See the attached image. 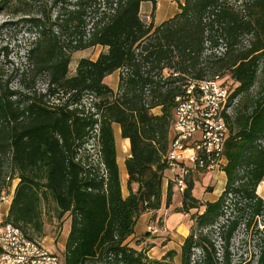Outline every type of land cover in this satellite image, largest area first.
<instances>
[{
	"label": "trees",
	"instance_id": "16d2710c",
	"mask_svg": "<svg viewBox=\"0 0 264 264\" xmlns=\"http://www.w3.org/2000/svg\"><path fill=\"white\" fill-rule=\"evenodd\" d=\"M70 2L50 0L58 8L53 20L42 10L40 18L25 21L34 34L26 55L29 69L19 75L26 92L10 91L0 80V195L6 160L18 179L5 221L33 239L27 230L40 233L44 201L55 205L59 217L69 214L63 264H175L176 257L178 264H234L229 253L234 234L256 227L255 255L236 264H264V225L258 227L264 201L256 194L264 181V67L259 75L264 0H183L175 16L147 28L140 7L151 2L155 8L156 0ZM26 6V0H0V10L25 12ZM96 46L105 51L94 61L79 60L69 76L72 54ZM220 46L224 51L216 54ZM118 71L123 73L113 91L104 80ZM223 73L236 84L231 96L236 103L226 118L224 189L217 200L200 205L190 180L176 209L195 210L180 252L150 259L126 242L142 214L161 208L175 98L185 77ZM39 75L47 84L44 93H36L31 82ZM60 94L63 103L50 102ZM84 98L92 112L84 110ZM114 125L129 141L126 196ZM91 137L98 145L96 166L78 158ZM166 188L169 206L173 189ZM215 227L222 255L212 242Z\"/></svg>",
	"mask_w": 264,
	"mask_h": 264
},
{
	"label": "rangeland",
	"instance_id": "374dc122",
	"mask_svg": "<svg viewBox=\"0 0 264 264\" xmlns=\"http://www.w3.org/2000/svg\"><path fill=\"white\" fill-rule=\"evenodd\" d=\"M26 3L27 6L25 12L15 13L12 9L0 10V80L3 83H7L8 90L13 92H26L24 88L20 85L19 75L29 69V65L26 60V55L27 51L30 49V43L34 39V34L32 33L29 24L25 21H27L28 19L40 18L42 15V10H44L46 14H49V18L53 20L58 12V8H54L51 6L50 0H26ZM68 3L72 2L68 0ZM182 3L183 0H156V7L153 8L151 2H144L141 4L140 7V17L143 19L142 15H147L149 16L152 24L154 26H158L166 20L175 16L179 12V5ZM67 9H72V7L69 5ZM245 45H248V43L245 42ZM104 51V48L96 46L73 53L71 62L69 64V76H73L75 74V70L79 60L89 59L94 61L97 59L99 54ZM223 51V46H220L219 48H217V50H215V53L221 54L223 53ZM263 67L264 56L259 66V75ZM122 73V71L115 72L114 74L106 77L104 83L107 84L113 91H116L118 78ZM219 76L226 83V85H228L234 90L236 84L227 73L220 74ZM31 79L33 89L36 93H44L46 91L47 84L43 75H39L35 77V79ZM255 91L256 90L254 89L253 92ZM238 99L239 98H237V100ZM65 100L66 97L60 94L55 98L51 99L50 102L57 104L58 102L63 103ZM82 104L84 105L85 111L88 110L92 112L89 98H84ZM158 112L159 109H155L152 111L153 114ZM114 127L116 128L117 125H114ZM120 142H122V138L118 137L117 147L119 148V151L121 150L122 152L124 150V147L120 145ZM97 150V140L96 138L91 137L87 140V142L83 146V149L79 151L78 158L82 159L83 161H86L90 165L96 166L98 163ZM4 171H6L7 173L4 181V190L1 193L0 198H4L6 196L8 197L5 201H1L0 199V214L2 215H5L7 213L10 202L12 200L14 189L18 183V179L15 178L16 175L12 173L10 169L9 160H6L4 163ZM199 176L202 175H194L191 178V181L195 182L193 190V195L195 197L201 198L206 195L205 197L207 198H213L217 196V194L225 186L224 176L222 174H219L217 178H215V181L212 180L209 186L206 187V191H211L214 187L217 192L214 194H203L201 187L210 181V175L204 177L202 181H197L200 179ZM1 179H3V177ZM163 187L165 188L164 182ZM256 194L259 195L264 201V190L261 193L258 191L257 187ZM122 195H127V189L124 186L122 189ZM175 211V208L172 209L167 219L166 226L168 227L169 231H172V229H176L179 223L182 222L183 215H185L183 213L182 215H180V213L177 214ZM193 213H195V210H191L187 214V218H184L185 222H187L186 226H188V230L193 225V221L191 219ZM40 218L42 220V229L40 233H35L33 230L28 229V234L31 235L34 240L42 244L48 251L62 259L64 254L65 242L70 228V215L64 214L63 216L59 217L55 205L51 201H44V204L41 206ZM225 219L226 218L220 220V225L225 222ZM263 225L264 222L259 220L258 227L262 228ZM150 226L151 232H148L147 229L146 231L148 233H154V226ZM142 228V223L138 222L136 232L141 231ZM216 229L217 228L215 227V231H212L211 238L216 250L220 255H222L223 244L219 240V236L217 234L218 230ZM181 230V232H184L183 229ZM255 230L256 227H251L249 230H246L244 227H240L238 231L234 234L229 248V253L234 264H236L240 259L248 258L249 256L253 257L255 255L257 251L254 237ZM176 242L178 241L176 240ZM158 250L159 249L157 248L153 251L152 255L154 257H156V255L159 253ZM178 263L179 257H176L175 264Z\"/></svg>",
	"mask_w": 264,
	"mask_h": 264
},
{
	"label": "built area",
	"instance_id": "2783aa9c",
	"mask_svg": "<svg viewBox=\"0 0 264 264\" xmlns=\"http://www.w3.org/2000/svg\"><path fill=\"white\" fill-rule=\"evenodd\" d=\"M144 26L152 22L147 15ZM233 89L219 77L201 80L185 77L182 93L175 98L169 145L163 158V182L182 195L194 175H215L227 164L224 156L228 138L227 117L236 98ZM8 196L0 198L7 200ZM200 205L204 203L199 202ZM151 232V226L147 227ZM0 264H63L62 259L29 238L0 214Z\"/></svg>",
	"mask_w": 264,
	"mask_h": 264
},
{
	"label": "crops",
	"instance_id": "0c3cea01",
	"mask_svg": "<svg viewBox=\"0 0 264 264\" xmlns=\"http://www.w3.org/2000/svg\"><path fill=\"white\" fill-rule=\"evenodd\" d=\"M159 113H160V111L158 113H154V114L158 115ZM113 133H114V140H115V147H116V160H117V164H118V168H119V172H120L121 188L123 189V186L126 187V181H127V173H126L124 162H125V159H127L129 157V141L126 139H122V142H120V145L122 147H124V150L122 151L123 152L122 153L121 150L119 151V148L117 147L118 146L117 138L120 137V129L118 126L116 128L113 126ZM123 154H125V155H123ZM219 174H222L224 176V183H225L226 179H225V174L223 172L216 173L215 175L209 174L210 175V181L201 187L203 194H207V193L214 194L217 192L214 189V187L211 191H206V189H207L206 187L209 186V184L212 182V180L215 181V178H217V176ZM206 176L207 175L199 176L200 179L197 181H202L203 178ZM193 183L195 185V182H193ZM164 184H165V182H164ZM166 187H167L166 184H165V188L163 187V184H162L161 208L155 212H146V213L142 214L138 218V220L135 224L133 235L130 238H128V240L126 242L129 244L130 247L134 248L137 251L144 250L150 259H160L169 250H175L177 253H179L183 238H185L189 234L188 226H186L187 222H185V220H184V218H187L186 217L187 214L183 215L184 221L182 220V222L179 223V225L177 226L176 229H172V231H169L168 227L166 226L167 219H168L172 209L179 208L180 204H181L180 195H178L174 191L173 195H172L171 204L169 206H166V204H165L166 191H167ZM223 189H221V191L217 194V196H215L213 198H207V197H205L206 195H204L201 198L195 197L193 195V191H192V195L195 199L198 200V202H202V203L213 202V201L218 199V197L222 193ZM193 190H194V188H193ZM203 209H204V207H201L200 210L203 211ZM176 213L179 214L178 212H176ZM180 215H182V213H180ZM138 222L142 223L143 228L141 231L136 232L137 231L136 227H137ZM148 225L154 226V229H155L154 233H148L146 231ZM181 229H183L184 232H181L182 231ZM176 240L178 242H176ZM157 248L159 249L158 250L159 253L156 255V257H154L152 255V253Z\"/></svg>",
	"mask_w": 264,
	"mask_h": 264
},
{
	"label": "bare ground",
	"instance_id": "6f19581e",
	"mask_svg": "<svg viewBox=\"0 0 264 264\" xmlns=\"http://www.w3.org/2000/svg\"><path fill=\"white\" fill-rule=\"evenodd\" d=\"M264 190V182H262L261 185L258 186V191L262 193V191Z\"/></svg>",
	"mask_w": 264,
	"mask_h": 264
}]
</instances>
